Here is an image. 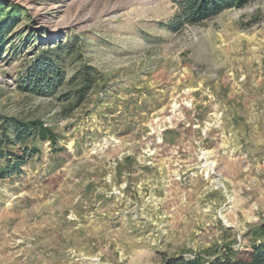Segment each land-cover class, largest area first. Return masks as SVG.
I'll return each instance as SVG.
<instances>
[{
	"label": "rangeland",
	"instance_id": "374dc122",
	"mask_svg": "<svg viewBox=\"0 0 264 264\" xmlns=\"http://www.w3.org/2000/svg\"><path fill=\"white\" fill-rule=\"evenodd\" d=\"M14 1L44 42L78 36L106 81L63 117L61 88L16 92L36 48L5 45L0 111L65 137L0 179V264H161L249 245L264 224V0L179 32L164 25L173 0Z\"/></svg>",
	"mask_w": 264,
	"mask_h": 264
},
{
	"label": "trees",
	"instance_id": "16d2710c",
	"mask_svg": "<svg viewBox=\"0 0 264 264\" xmlns=\"http://www.w3.org/2000/svg\"><path fill=\"white\" fill-rule=\"evenodd\" d=\"M254 1L258 0H173L175 12L164 25L169 31L179 32L187 26L203 24L226 9L242 8ZM28 11L20 2L0 0V56L6 44L12 56L26 45L36 48L17 79L16 92L47 96L61 88L59 114L68 117L90 98L92 91L104 88L106 77L82 60L83 46L78 36L69 34L65 40L44 42L47 32L33 28L35 19ZM22 16L27 28L16 32L14 28ZM13 34L16 37L11 39ZM69 57H73L72 61L78 66L67 77L65 61ZM4 96L0 88V101ZM173 132V129L165 130V134ZM64 137L39 117L0 111V179L21 174L23 166L41 153L39 143H50L53 152L62 150L60 142ZM250 236V244L242 249L225 243L219 245L213 255H209L208 250L197 252L193 257L173 254L165 256L161 264H264V224L255 226Z\"/></svg>",
	"mask_w": 264,
	"mask_h": 264
},
{
	"label": "water",
	"instance_id": "95a60500",
	"mask_svg": "<svg viewBox=\"0 0 264 264\" xmlns=\"http://www.w3.org/2000/svg\"><path fill=\"white\" fill-rule=\"evenodd\" d=\"M222 219H223V218H222ZM223 220H224V219H223ZM224 222H225V223H227V221H226V220H224Z\"/></svg>",
	"mask_w": 264,
	"mask_h": 264
}]
</instances>
